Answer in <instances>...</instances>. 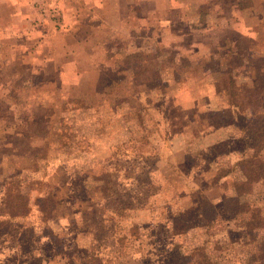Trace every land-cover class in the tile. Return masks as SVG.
Wrapping results in <instances>:
<instances>
[{
	"label": "rangeland",
	"instance_id": "obj_1",
	"mask_svg": "<svg viewBox=\"0 0 264 264\" xmlns=\"http://www.w3.org/2000/svg\"><path fill=\"white\" fill-rule=\"evenodd\" d=\"M1 27L0 264H260L264 0H0Z\"/></svg>",
	"mask_w": 264,
	"mask_h": 264
},
{
	"label": "trees",
	"instance_id": "obj_2",
	"mask_svg": "<svg viewBox=\"0 0 264 264\" xmlns=\"http://www.w3.org/2000/svg\"><path fill=\"white\" fill-rule=\"evenodd\" d=\"M239 178L244 179L243 175H239ZM103 187L104 189L106 188L105 180L103 181ZM243 190L244 189L238 191L239 196L242 194ZM105 194H107V189L105 190ZM18 197L20 198L21 195L19 194ZM13 209L15 210L14 207ZM17 211L18 210H15V212ZM232 218L235 219L236 221L235 223L238 226L243 225L247 229H253L257 224L258 214L256 212V208L251 206L249 203H242L241 201H239L237 204H235L234 210L232 211ZM253 254L256 260H259L260 264H264V237L256 244V249L254 250ZM76 259H78V256H76ZM96 259L100 263L102 257L100 255H97ZM170 264H213V263H211L210 259L203 254L201 255V257L193 256L187 262L176 256L175 258L174 257L172 258Z\"/></svg>",
	"mask_w": 264,
	"mask_h": 264
},
{
	"label": "crops",
	"instance_id": "obj_3",
	"mask_svg": "<svg viewBox=\"0 0 264 264\" xmlns=\"http://www.w3.org/2000/svg\"><path fill=\"white\" fill-rule=\"evenodd\" d=\"M201 2V1H200ZM192 4V3H191ZM123 19H125V18H123ZM176 19H177V22H180L182 19H183V17L182 16H177L176 17ZM189 21V20H188ZM144 23L146 22L145 20L143 21ZM167 22H168V20H166V24H167ZM174 23V21H173V18L171 19V21H169V23L168 24H170V25H167L168 27H170V30H172V31H170V33L171 34H175V33H178L177 31H175V26L174 25H172ZM148 25H149V29L151 30V31H153V32H155V31H157L158 29H157V25L155 24V22H152V21H150L149 23H148ZM178 26V25H177ZM73 28L74 27H70L69 29V33L71 32L72 33V31H71V29L73 30ZM136 27L133 25V27H131V28H128V32H127V34H132V32L134 33H136L137 32V30H134ZM153 29V30H152ZM75 30H76V28H75ZM4 31H6V28H4V29H2V27L0 28V34L1 33H3ZM194 31H196V30H194ZM24 33V32H23ZM182 34H181V36H180V39L178 38L177 39V37H174V36H172V37H169V39L167 40V43L172 47V49L174 50V51H176V50H180L181 48H183V47H187V45H188V43H189V39H188V36H187V38L185 39V36L186 35H189V34H195L196 32H190V30L189 29H184V30H182V32H181ZM136 35V34H135ZM177 35H179V34H177ZM179 37V36H178ZM174 38H176V40L175 41H173L174 40ZM219 39H222V38H220L219 37ZM178 40H179V43L177 44V42H178ZM170 42V43H169ZM213 43H214V41H213ZM214 44H216V43H214ZM203 47L201 46V49H202ZM186 50H191L190 48L189 49H186ZM10 60H13L12 59V57H11V59ZM8 62V61H7ZM11 62V61H10ZM13 62V61H12ZM73 64V62L72 61H69L68 63H67V66H69L70 65V70L72 71V65ZM76 71H77V69H75V73H76Z\"/></svg>",
	"mask_w": 264,
	"mask_h": 264
}]
</instances>
